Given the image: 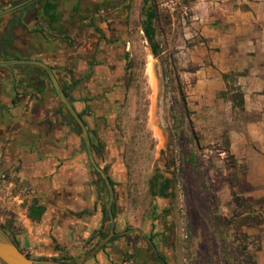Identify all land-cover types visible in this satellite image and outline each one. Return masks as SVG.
<instances>
[{
  "label": "rangeland",
  "instance_id": "374dc122",
  "mask_svg": "<svg viewBox=\"0 0 264 264\" xmlns=\"http://www.w3.org/2000/svg\"><path fill=\"white\" fill-rule=\"evenodd\" d=\"M10 1L0 0V9ZM153 1L158 54L142 32V0H127L126 41L115 46L110 63L118 76L112 85L105 82L107 94L98 103L104 111L118 110L111 124L122 158L117 175L127 182L114 216L115 230L126 234L119 236L122 245L111 243L106 260L112 261L111 253L115 264H264V166L247 157L245 143L236 152L230 148L231 131L246 118L234 108L240 100L233 74L220 89L206 39L194 24L195 0ZM73 33L71 45H64L76 55L72 68L78 58L97 56L93 63H104L98 57L104 59L106 45L93 44L96 34ZM16 35L20 52L21 29ZM202 64L209 74L200 72ZM102 81L98 76L94 82ZM156 171L171 179L167 197L150 194ZM13 192L20 194V187ZM93 247L63 257L78 262ZM92 261L98 264L95 256Z\"/></svg>",
  "mask_w": 264,
  "mask_h": 264
},
{
  "label": "crops",
  "instance_id": "0c3cea01",
  "mask_svg": "<svg viewBox=\"0 0 264 264\" xmlns=\"http://www.w3.org/2000/svg\"><path fill=\"white\" fill-rule=\"evenodd\" d=\"M23 1L11 0L8 8ZM126 5L127 0H36L0 18V61L30 59L48 65L89 127L93 76L111 85L118 76L110 63L116 60L115 46L126 41ZM191 9L206 39L204 50L214 64L218 87L224 89L226 76L233 74L236 92L242 95V105L234 108L246 118L237 120L231 131L230 148L236 152L238 143H245L247 157L264 166V0H195ZM19 29L21 50L16 52ZM79 30L96 34L94 45H106L104 59L98 57L104 63H93L97 56L78 58L72 68L76 55L64 45H71L73 32ZM85 37L82 44L88 45ZM207 47L214 50L207 53ZM18 54L24 57H14ZM202 65L200 72L210 70ZM68 113L40 66H0V222L19 249L36 260L63 258L67 251L78 255L95 248L100 235L110 231L102 189ZM21 181L35 194L13 192ZM114 231V245L120 246L123 232L115 230V221ZM113 242L94 254L98 264H107Z\"/></svg>",
  "mask_w": 264,
  "mask_h": 264
},
{
  "label": "flooded vegetation",
  "instance_id": "af4514ba",
  "mask_svg": "<svg viewBox=\"0 0 264 264\" xmlns=\"http://www.w3.org/2000/svg\"><path fill=\"white\" fill-rule=\"evenodd\" d=\"M126 67H127V65H126ZM96 78H98V76L94 75L93 80L95 81ZM105 82L106 81H102V83H96L95 82V87H93V90H92L93 93L92 94L90 93L89 102H91V104L89 105L90 106L89 118L93 119L92 125H90L88 123L89 127H87L86 122L83 120V118L81 116L80 117L82 118V120L84 121V123L87 127V130L89 133V138H90V143H91V148H92L95 160H96L97 164L101 167V169L105 172V174L109 180V183L112 187L114 195H113V201H112L111 209H112L113 215L115 216V213H116L115 205L117 203V198H118L119 194L121 193V191L126 188L127 182H126L125 178L117 175L118 172L120 171V164L119 163L122 160V158L120 157L121 154H120L119 142L116 141L117 136L114 133V127H112L111 124H112V120L114 119V116L118 110L115 107H110L109 109L104 111V110L100 109L98 106L99 105L98 103L100 102V100H104L103 95L107 94V92L105 91V87H104ZM78 114H79V112H78ZM76 125H77V123H76ZM77 127L80 131L79 135L81 136V140L83 143V149L86 152V155L88 157L89 168L91 170V173L96 178L95 183L102 189L103 198L106 199V202L103 203V209L106 210L107 216H108V209H107L108 200H109L108 186H107L106 182L102 179V177L98 173V171L92 165V163L89 159L88 152H87L86 146L84 144L82 135H81V130H80L78 125H77ZM107 128H109L111 135L107 133ZM114 156H116V157H114ZM110 168L112 169V171H110ZM108 220H109V216H108ZM107 234H108V232H107ZM107 234H106V236H107ZM125 234H126V231H123L122 235H125ZM116 238H118V234L115 232V234L111 238H109V240L106 242L105 245H107L110 242H113L114 239H116ZM149 241H150V243L152 242L151 239ZM105 245L102 246L99 249V251L104 249ZM93 249H94V247L91 248V250L88 251L84 257H86ZM94 256L95 255H93V257ZM109 258H110V260L112 259V261L111 262L107 261V264H115L116 263L113 260V257L111 255L109 256ZM58 259L59 260H54V261L63 262V263H67V264H88V260H89V259H87L86 261L79 263L80 261L70 262L66 257L58 258ZM43 260H48V259H43Z\"/></svg>",
  "mask_w": 264,
  "mask_h": 264
},
{
  "label": "water",
  "instance_id": "95a60500",
  "mask_svg": "<svg viewBox=\"0 0 264 264\" xmlns=\"http://www.w3.org/2000/svg\"><path fill=\"white\" fill-rule=\"evenodd\" d=\"M36 0H25L15 6L9 7L7 9H4L0 12V18L4 17L7 14L13 13L15 11H18L20 9H23L30 4L34 3ZM17 63H29V64H35L40 66L47 74L55 92L57 93L60 101L63 103L71 117L74 119V121L77 123L81 130V135L84 141V144L86 146L89 159L94 166V168L98 171V173L101 175L102 179L106 182L108 189H109V200H108V216L110 219V231L106 237H104L100 243L86 256L84 257L79 263H82L89 259L92 255H94L108 240L111 238L114 234V215L112 213L111 205L113 201V190L109 183V180L105 174V172L101 169V167L97 164L89 138V133L87 130V127L82 120V118L79 116L78 112L66 96L63 88L61 87L60 83L56 79L55 75L53 74L51 68L46 65L45 63L37 60H30V59H12V60H3L0 61V66H6L11 64H17ZM0 262L2 264H67L63 262H58L54 260H36L33 258L27 257L23 252L20 251V249L16 246L12 238L0 227Z\"/></svg>",
  "mask_w": 264,
  "mask_h": 264
},
{
  "label": "trees",
  "instance_id": "16d2710c",
  "mask_svg": "<svg viewBox=\"0 0 264 264\" xmlns=\"http://www.w3.org/2000/svg\"><path fill=\"white\" fill-rule=\"evenodd\" d=\"M142 8H141V28L142 32L150 46V49L154 56H156L160 50V45L156 40V26L155 23L158 19V12L157 8L155 6V3L153 0H142ZM4 47V46H3ZM239 105H242V95L239 93ZM68 116L70 118V121L73 125L76 126L77 133L80 134V131L74 121V119L71 117V115L68 113ZM79 116L82 117V114L79 113ZM171 185V179L164 178L161 173L156 171L154 175L152 176V181L150 185V194L155 197H167L169 196V188ZM103 214L106 219H108L107 212L105 209H103ZM0 227L12 238L16 246L18 247L16 241L14 240L13 236H11L5 226L0 225ZM107 233H102L100 235V238H104ZM114 238V237H113ZM112 238V239H113ZM111 239V240H112ZM19 248V247H18ZM21 251V249H20ZM22 252V251H21ZM25 254V253H24ZM27 257L30 258L28 254H25ZM53 260H59L58 258H53Z\"/></svg>",
  "mask_w": 264,
  "mask_h": 264
},
{
  "label": "built area",
  "instance_id": "2783aa9c",
  "mask_svg": "<svg viewBox=\"0 0 264 264\" xmlns=\"http://www.w3.org/2000/svg\"><path fill=\"white\" fill-rule=\"evenodd\" d=\"M171 2L173 0H170ZM176 1H181V0H176ZM4 177V175H2ZM20 195H34L35 191L32 189L30 186L25 184L23 181L20 182Z\"/></svg>",
  "mask_w": 264,
  "mask_h": 264
},
{
  "label": "bare ground",
  "instance_id": "6f19581e",
  "mask_svg": "<svg viewBox=\"0 0 264 264\" xmlns=\"http://www.w3.org/2000/svg\"><path fill=\"white\" fill-rule=\"evenodd\" d=\"M151 67H152V64H151V61H150V63H149V70L151 69Z\"/></svg>",
  "mask_w": 264,
  "mask_h": 264
}]
</instances>
